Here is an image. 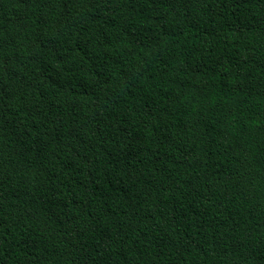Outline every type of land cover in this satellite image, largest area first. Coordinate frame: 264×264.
<instances>
[{"label":"trees","instance_id":"16d2710c","mask_svg":"<svg viewBox=\"0 0 264 264\" xmlns=\"http://www.w3.org/2000/svg\"><path fill=\"white\" fill-rule=\"evenodd\" d=\"M0 264H264V0H0Z\"/></svg>","mask_w":264,"mask_h":264}]
</instances>
